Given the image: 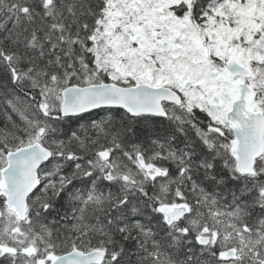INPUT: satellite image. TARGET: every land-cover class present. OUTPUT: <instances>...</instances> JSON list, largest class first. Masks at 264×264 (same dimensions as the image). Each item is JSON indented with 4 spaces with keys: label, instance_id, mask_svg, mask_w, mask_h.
I'll list each match as a JSON object with an SVG mask.
<instances>
[{
    "label": "snow or ice",
    "instance_id": "6c2138e0",
    "mask_svg": "<svg viewBox=\"0 0 264 264\" xmlns=\"http://www.w3.org/2000/svg\"><path fill=\"white\" fill-rule=\"evenodd\" d=\"M0 264H264V0H0Z\"/></svg>",
    "mask_w": 264,
    "mask_h": 264
}]
</instances>
